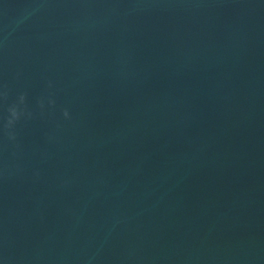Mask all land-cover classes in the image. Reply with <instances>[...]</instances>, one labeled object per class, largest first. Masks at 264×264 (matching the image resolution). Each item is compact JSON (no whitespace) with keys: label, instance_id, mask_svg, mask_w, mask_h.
Here are the masks:
<instances>
[{"label":"water","instance_id":"obj_1","mask_svg":"<svg viewBox=\"0 0 264 264\" xmlns=\"http://www.w3.org/2000/svg\"><path fill=\"white\" fill-rule=\"evenodd\" d=\"M0 264H264V0H0Z\"/></svg>","mask_w":264,"mask_h":264},{"label":"clouds","instance_id":"obj_2","mask_svg":"<svg viewBox=\"0 0 264 264\" xmlns=\"http://www.w3.org/2000/svg\"><path fill=\"white\" fill-rule=\"evenodd\" d=\"M64 115H65V117H68L69 113L67 111H65Z\"/></svg>","mask_w":264,"mask_h":264}]
</instances>
